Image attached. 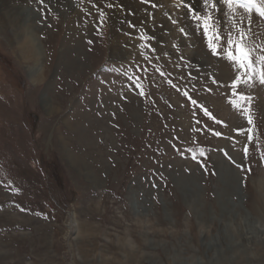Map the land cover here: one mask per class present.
<instances>
[{"label": "rangeland", "instance_id": "1", "mask_svg": "<svg viewBox=\"0 0 264 264\" xmlns=\"http://www.w3.org/2000/svg\"><path fill=\"white\" fill-rule=\"evenodd\" d=\"M133 1L0 0V264H264V85L238 89L250 125L180 0ZM10 2L34 21L33 70Z\"/></svg>", "mask_w": 264, "mask_h": 264}, {"label": "snow or ice", "instance_id": "2", "mask_svg": "<svg viewBox=\"0 0 264 264\" xmlns=\"http://www.w3.org/2000/svg\"><path fill=\"white\" fill-rule=\"evenodd\" d=\"M42 3L43 0H40ZM145 3H149L150 0H144ZM157 5H153L156 7ZM95 7V5H94ZM108 7H112L111 4ZM177 7H183L191 15V19L197 22V28L202 29L204 36L207 39L208 48L214 55L222 56L227 59L233 65L236 75L231 80L229 85L231 89L230 104L241 111L246 116L248 123H253V117L250 114V105L252 97L245 94L242 91H238L241 86L251 87L255 83L264 85V42L257 44L254 39V33L251 29L253 14L258 15L259 18L264 19V0H203V13L201 10L193 7L190 0L186 3L185 0H180ZM221 8H226L227 12L222 13ZM243 10L245 15H240L238 10ZM99 12L100 25L102 26L105 19V13L102 9H97ZM214 13L219 14L221 17L218 20L214 17ZM245 17L247 18V24H245ZM226 18L228 23V31L222 34L221 20ZM173 24L178 23L176 20H172ZM179 31L187 36L188 33L183 27H180ZM142 40L154 39L142 33ZM91 43V41L89 42ZM150 47V45L141 44V47ZM155 51V49H153ZM213 83H217L213 77ZM139 87V84H137ZM211 91V89H209ZM141 90V95H143ZM188 96V93H184ZM191 100V97H188ZM195 105L197 101L191 100ZM205 115L212 116V114L203 105L200 106ZM215 119V117H213ZM217 123H223L217 121ZM237 131H243V129H237ZM249 132L252 131L250 128ZM217 136L221 133H215ZM253 137L248 135V140L251 141ZM245 157L248 154V148L243 149ZM200 153L204 154V150L201 148ZM227 156V153L225 152ZM261 159H264V152L260 153ZM195 158V157H194ZM231 160V157H228ZM235 164V161H232ZM238 168L243 169L246 172H251V166L247 168L243 164L236 165Z\"/></svg>", "mask_w": 264, "mask_h": 264}, {"label": "bare ground", "instance_id": "3", "mask_svg": "<svg viewBox=\"0 0 264 264\" xmlns=\"http://www.w3.org/2000/svg\"><path fill=\"white\" fill-rule=\"evenodd\" d=\"M28 1L29 0H23V2H21V3L24 4L25 2H28ZM128 5H130L129 7L133 8L135 10V12L138 11L135 1L130 0ZM8 6H9L10 9H7L8 11L5 10V12H6L5 19H7V23L9 24V25L8 24L7 25L14 29L13 31H15L14 35L16 36L17 41L21 42V40H23V42L20 44L21 45V50H20L21 55H19V56L23 59L24 63H27L28 65L32 66V68H30V69L33 70V68L38 67V65L42 61V56H41L42 55V51H41V46H40L41 43L40 44H39V42L37 43V41L35 40V37L34 38L32 37L30 31H28L27 27H26V22L30 21L29 22V24H30L33 20H28V18H27L28 15H25V14L22 13V12H25V13L29 12V11L26 12L27 8L22 6V4L16 5V3H11L10 2L8 4ZM37 30L38 29H36L35 31H37ZM36 71H37V69H36ZM38 71H39V69H38ZM32 72L38 78H41L39 73H35V71H32ZM47 100H48V97H45L44 98V103H45L46 106L49 105ZM251 231H250V233H251Z\"/></svg>", "mask_w": 264, "mask_h": 264}]
</instances>
